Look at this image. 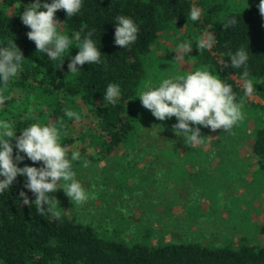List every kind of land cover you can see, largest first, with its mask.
Masks as SVG:
<instances>
[{"label": "trees", "instance_id": "obj_1", "mask_svg": "<svg viewBox=\"0 0 264 264\" xmlns=\"http://www.w3.org/2000/svg\"><path fill=\"white\" fill-rule=\"evenodd\" d=\"M32 2L0 0V44L13 40L25 58L17 76L0 85V119L12 122L16 131L37 121L47 124L63 118L60 143L67 146L69 157L72 151L80 154L79 160L73 162L74 169L115 154L136 156L130 163L133 168L138 161H145L137 170L153 166L158 162L155 147L159 142L165 154L168 149L179 152L184 147H218L224 151L228 146L243 145L248 147L256 173L264 175V16L257 6L243 11L235 0H84L75 16L67 18L64 10H58L55 16L64 21L63 34L94 30L92 38L103 54L102 62L84 64L79 66L82 72L68 74L69 59L78 49L73 47L69 58L64 54L61 67V60L49 61L46 54L36 52L34 42L27 36L30 29L19 18L23 8ZM192 7L202 11L197 21L188 16ZM118 15L131 17L139 28L137 40L124 49L114 44ZM230 20L235 23L229 24ZM203 32L213 33L215 42L210 48L198 50L196 42ZM161 38L174 48L189 43L192 70L206 68L232 85L243 105L244 118L238 124L229 131L201 127L205 138L193 147L183 137L167 141L160 132L153 138L156 144L143 143L140 132H145V124L163 128L166 121L154 118L137 99L145 84L150 79L158 84L159 74L165 71L153 52L161 47ZM239 47L249 49L247 68L223 67L221 61ZM153 63L157 70L150 76L148 68ZM245 71L247 77L243 75ZM245 78L253 82L252 95L262 104L248 101L242 86ZM109 83L119 84L122 90L115 105L103 100ZM66 109L76 116L64 117ZM175 123L173 120L171 127L166 125L172 129ZM25 164L41 166L27 158L18 166ZM23 184L24 178L17 176L11 188L0 194V264H264V244L245 239L236 246L230 241L222 246L189 241L153 244L151 239L157 234L151 231L142 234L140 241L104 238L76 217L54 212L51 203L39 214L34 206L24 205L21 191L29 201L35 196ZM259 230L264 234V225Z\"/></svg>", "mask_w": 264, "mask_h": 264}, {"label": "rangeland", "instance_id": "obj_2", "mask_svg": "<svg viewBox=\"0 0 264 264\" xmlns=\"http://www.w3.org/2000/svg\"><path fill=\"white\" fill-rule=\"evenodd\" d=\"M235 1L243 11L259 5V0ZM159 43L161 47L153 52L165 71L157 81L194 71L191 58L179 45L174 48L164 38ZM156 67L153 63L148 75ZM149 82L155 85L151 79ZM14 94L20 96L18 91ZM248 101L262 104L254 95ZM173 120L175 117L166 120L165 125L171 127ZM165 125L145 124V132H140L143 143L156 144L153 138L159 132L167 141L182 140ZM157 145L158 162L142 169L137 170L145 161L130 167L136 157L133 154L109 155L79 165L74 169L76 178L89 192V199L72 203L60 189L53 196L57 205L51 203L52 209L76 217L104 238L127 242L140 241L142 234L151 231L157 234L151 239L153 244L189 241L222 246L230 241L236 246L242 239L264 244L259 230L264 225V175L256 173L248 147L228 146L224 151L184 147L179 152L168 149L165 154V148Z\"/></svg>", "mask_w": 264, "mask_h": 264}, {"label": "clouds", "instance_id": "obj_3", "mask_svg": "<svg viewBox=\"0 0 264 264\" xmlns=\"http://www.w3.org/2000/svg\"><path fill=\"white\" fill-rule=\"evenodd\" d=\"M84 0H33L23 8L19 18L28 27V39L33 41L36 52L46 54L49 61L61 60L64 54L70 57V50L78 49L67 64L68 74L81 71L84 64H99L103 54L94 41L93 32H73L63 34L61 25L55 14L64 10L67 18L81 11ZM260 14L264 16V0H259ZM192 21L202 16L198 7H192L188 14ZM229 24L235 23L230 20ZM114 44L124 49L133 44L138 37L137 23L128 16L115 17ZM215 42L213 33H205L196 42L198 50L210 48ZM179 50L189 53L192 46L184 42ZM249 49L237 48L227 54V59L221 61L223 67L247 68ZM25 60L22 52L11 40L8 44H0V85L6 84L22 70ZM247 77V72L243 74ZM245 96H251L254 91L253 82L247 78L242 81ZM122 95L119 84L109 83L103 93L104 102L115 105ZM141 105L149 110L154 118L160 121L175 117L173 132L183 137L186 144L198 145L205 137L201 135V127L212 131L222 129L229 131L244 118L243 105L230 83H225L219 75L210 70L197 69L184 75H168L154 85L145 84L138 98ZM3 97H0V102ZM76 114L64 110V117L74 118ZM63 118H57L47 124L39 121L30 123L20 131H16L12 122L0 119V194L8 191L17 176L24 178L23 188L34 194L35 199L29 201L24 191L19 193L24 205L35 207L36 213H43L47 205L56 204L53 193L62 189L72 203H84L89 199V192L82 182L76 178L73 162L79 160L78 151H72L69 157L67 146L60 143V128ZM17 132L20 134L17 135ZM15 140L13 144L12 141ZM15 148V156H14ZM27 158L33 165L40 167H23L18 165Z\"/></svg>", "mask_w": 264, "mask_h": 264}]
</instances>
